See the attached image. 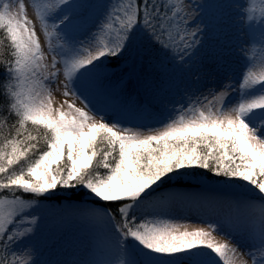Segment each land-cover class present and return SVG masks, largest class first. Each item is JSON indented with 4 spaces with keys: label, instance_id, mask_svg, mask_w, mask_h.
I'll list each match as a JSON object with an SVG mask.
<instances>
[{
    "label": "snow or ice",
    "instance_id": "1",
    "mask_svg": "<svg viewBox=\"0 0 264 264\" xmlns=\"http://www.w3.org/2000/svg\"><path fill=\"white\" fill-rule=\"evenodd\" d=\"M97 7L93 0H0V49L7 52L0 59V245L5 253L0 264H36L17 259L8 246L33 232L22 225L37 224L35 198L46 199L58 189L71 191L75 199L89 195L98 205L88 212L98 223L87 256L73 264H248L249 259L264 264V55L258 56L264 54V0L233 5L241 24L249 22L239 78L233 81L223 58L211 55L222 74L211 99L174 108L159 129L147 130L125 126L107 113L98 119V110L67 99L54 108L53 85L62 73V95L79 99L83 93L77 95L76 86H99L105 60L114 58L125 65L132 61L129 79L120 77L125 88L133 78L149 86L148 69L155 66L143 63L137 46L141 32L173 62L174 71H190L203 63L193 57L204 46L207 25L201 28L204 21L186 0H117L105 6L87 40H76L73 33ZM10 117L15 120L8 124ZM173 176L223 180L257 193L254 199L235 200L236 220L229 221L252 241L251 248L242 253L218 223L190 229L157 212L138 216L136 210L153 202L183 196L160 191ZM217 233L228 239L218 241Z\"/></svg>",
    "mask_w": 264,
    "mask_h": 264
},
{
    "label": "rangeland",
    "instance_id": "2",
    "mask_svg": "<svg viewBox=\"0 0 264 264\" xmlns=\"http://www.w3.org/2000/svg\"><path fill=\"white\" fill-rule=\"evenodd\" d=\"M28 2L30 0H26V3ZM93 2L98 7L84 28L73 33L76 40H87L88 34L95 31V26L102 21L105 6L116 4L117 0H93ZM186 2L194 5L195 16L198 20L204 21L201 28L207 25L208 34L206 36L201 34L204 46L193 57V62L202 61V64H194L190 71H174L173 62L164 57L163 53L153 49L144 32H141L137 46L143 63L146 68L149 63L155 66L154 69H148L151 73L149 86L138 84L133 78L132 84L125 88L120 83V77L123 76L125 81L129 79L132 61L129 60V64L125 65L114 58H107L105 67L101 70L99 86L94 82H85L76 86L77 95L83 93L79 99L75 96L66 98L62 95L61 82L64 78L61 73L56 84L53 85V107H60L67 99L69 103L74 102L76 107H84L87 104L89 109L98 110V119L100 115L107 113L108 118L119 117L124 120L125 126H141L145 130L159 129L174 108L186 107L190 102L194 103L197 98L204 103V96H209L211 99L210 90L217 89L218 80L222 78V74L216 71V64L209 59L211 55L221 56L226 63L228 75L233 81L238 79L244 65L241 48L249 47L247 43L249 37L245 31L249 22L245 20L241 24L240 18L236 15L237 9L233 5L237 2L244 3L245 0H186ZM28 15L35 20L31 7L28 9ZM258 23L259 21L253 22V27ZM37 34L47 53V42L38 23ZM260 55L264 54L258 53V56ZM50 61L51 55L48 56V62ZM117 63L120 66L113 67ZM236 98L237 94L233 91L230 99L235 101ZM144 108L148 111H144ZM189 179L191 186L169 188L165 192L181 193L182 197L173 199L167 204L153 202L146 208L136 210V214L141 216L145 212H157L174 222L187 224L190 229L207 227L208 222L218 223L222 231L231 235L232 239L229 242L239 245L242 253L251 248L252 241L229 221L236 220L234 201L249 197L254 199L257 193L246 192L239 185L224 181L213 183L209 180ZM62 194L64 193H55L46 199L36 198L38 207L33 215L37 218V224L22 225V228L33 227V232L8 246V251L15 252L17 259L26 257L30 261H36V264H73L74 261L86 258L87 249L94 236V224L98 223L88 216V212L98 205L93 204V198L89 195L78 201L69 200L64 196L56 197ZM214 235L218 241L228 239L225 235L218 233ZM0 253L5 255L2 245H0ZM243 258L248 259L247 256ZM248 264H251L250 259Z\"/></svg>",
    "mask_w": 264,
    "mask_h": 264
},
{
    "label": "trees",
    "instance_id": "3",
    "mask_svg": "<svg viewBox=\"0 0 264 264\" xmlns=\"http://www.w3.org/2000/svg\"><path fill=\"white\" fill-rule=\"evenodd\" d=\"M0 53H3V55H0V59H4V58H7V52H6V50L5 49H0ZM122 64V63H121ZM117 66H120V64L119 63H117L116 65H114L113 67H117ZM3 78V76H2V70H0V79H2ZM15 120V117H10L9 118V121H8V124H11L13 121ZM4 131H5V133H7L8 132V127L7 126H5V128H4ZM41 147L43 148L44 146L43 145H41ZM101 172H103L104 170L103 169H101L100 170ZM210 175V174H209ZM189 178H192V179H195V178H193V177H189V176H184V177H180V178H178V177H175V176H173V178H172V180L168 183V184H166V185H164L161 189H160V191L162 192V193H165L169 188H186V187H188V186H191V182L189 181L190 179ZM206 180H209V181H211V182H221V181H223V180H217V179H206ZM77 191V193H79V192H81L82 191V189H77L76 190ZM61 193H64V194H62V195H56V197L58 198L59 196L60 197H62V196H64L65 198H67V199H69V200H81V198H83V197H81L80 199H75V198H72L73 197V194H72V192L71 191H68V190H64V189H58L57 191H56V194H61ZM26 198H28V197H26ZM36 199V198H35ZM93 204H95V202L93 201ZM108 207H114V205H108ZM0 255H1V253H0Z\"/></svg>",
    "mask_w": 264,
    "mask_h": 264
}]
</instances>
